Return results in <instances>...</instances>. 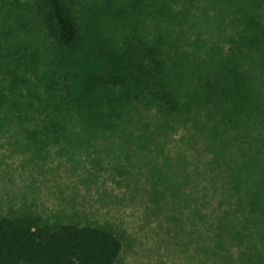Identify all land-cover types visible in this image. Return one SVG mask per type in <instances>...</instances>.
<instances>
[{
  "label": "rangeland",
  "instance_id": "rangeland-1",
  "mask_svg": "<svg viewBox=\"0 0 264 264\" xmlns=\"http://www.w3.org/2000/svg\"><path fill=\"white\" fill-rule=\"evenodd\" d=\"M67 1L80 29L70 48L56 42L40 0H0V216L106 228L123 243L116 264H264V182L235 184L236 143L215 111L166 120L133 101L109 129L75 115L56 119L67 135L29 137L51 120L33 114L41 105L66 111L69 79L97 71L101 59L87 54L97 48L154 43L171 60L264 59V0ZM261 120L260 136L251 132L264 140V108Z\"/></svg>",
  "mask_w": 264,
  "mask_h": 264
},
{
  "label": "trees",
  "instance_id": "trees-1",
  "mask_svg": "<svg viewBox=\"0 0 264 264\" xmlns=\"http://www.w3.org/2000/svg\"><path fill=\"white\" fill-rule=\"evenodd\" d=\"M40 1L56 42L68 48L77 45L80 29L68 1ZM126 47L125 52L116 46L87 52L101 59L97 71H87L83 81L82 78L69 84L72 81L69 79L67 85L71 92L60 99L66 111L57 105L50 109L45 106L42 110L41 105L33 114L45 115L51 120L46 122L44 133L29 137L34 140L67 135V124L56 119L75 115L90 118L84 119L85 128L109 129L112 125L107 119L115 116L120 105L133 101L153 106L166 120L206 107L213 111L211 117L214 111L219 114L217 124L222 127L223 136L236 143L235 184L264 182V167H261L264 140L251 132L254 128L259 135L262 122L264 59L246 61L228 55L171 60L163 57L162 49L154 43L139 48L126 44ZM5 49L4 54L13 60L14 54L8 47ZM46 76L47 73L43 77ZM17 81L25 82L26 78L19 76ZM16 90L17 99H30L28 91L23 94L20 87ZM7 99L8 95L0 89V105ZM22 110L17 107L16 111ZM122 251V241L106 228L75 224L49 227L23 218L0 216V264H116Z\"/></svg>",
  "mask_w": 264,
  "mask_h": 264
}]
</instances>
